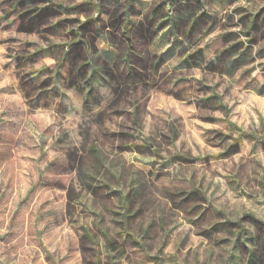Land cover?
<instances>
[{
    "label": "rangeland",
    "instance_id": "374dc122",
    "mask_svg": "<svg viewBox=\"0 0 264 264\" xmlns=\"http://www.w3.org/2000/svg\"><path fill=\"white\" fill-rule=\"evenodd\" d=\"M0 264H264V0H0Z\"/></svg>",
    "mask_w": 264,
    "mask_h": 264
}]
</instances>
